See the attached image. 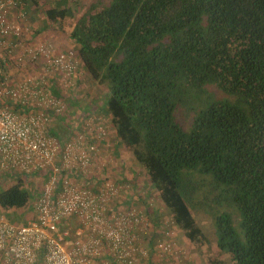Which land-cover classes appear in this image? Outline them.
Returning <instances> with one entry per match:
<instances>
[{"label":"trees","instance_id":"1","mask_svg":"<svg viewBox=\"0 0 264 264\" xmlns=\"http://www.w3.org/2000/svg\"><path fill=\"white\" fill-rule=\"evenodd\" d=\"M56 2L43 11L44 29L74 19L77 2ZM68 42L75 71L104 88L100 112L117 143L187 242L209 244L194 219L201 214L229 259L213 255L208 264H264V0H89ZM30 108L41 113L21 110ZM91 131L102 140L101 128ZM96 183L92 194L107 193L105 213L130 211V201L107 210L121 183L109 194L106 180ZM29 200L19 177L0 190L4 214Z\"/></svg>","mask_w":264,"mask_h":264},{"label":"built area","instance_id":"2","mask_svg":"<svg viewBox=\"0 0 264 264\" xmlns=\"http://www.w3.org/2000/svg\"><path fill=\"white\" fill-rule=\"evenodd\" d=\"M25 1H0V48L7 59L20 46L10 39L21 34L10 13ZM19 15L23 19L25 12ZM24 54L31 62L47 59L50 68L64 73L63 78L72 73L71 52L53 54L41 45L26 47ZM10 104L20 110H50L54 116L62 112L59 101L46 93L35 76L14 86L0 83V190L12 177L47 175L32 220L18 225L0 210V264H136L138 249L129 231L137 223L133 211L107 219L103 206L107 193L101 191L96 196L72 181L85 174L93 147L84 143L82 135L68 141L47 134L46 116L22 114ZM106 189L109 194L113 188L106 183ZM74 218L80 228L72 234L66 222Z\"/></svg>","mask_w":264,"mask_h":264},{"label":"rangeland","instance_id":"3","mask_svg":"<svg viewBox=\"0 0 264 264\" xmlns=\"http://www.w3.org/2000/svg\"><path fill=\"white\" fill-rule=\"evenodd\" d=\"M70 1L77 2L73 8L74 19H78L85 14L89 6V0ZM35 2L39 5V8L41 7L42 12L51 4V0H36ZM74 19L66 21L61 28L49 29L53 38H51V41L54 44L56 43L55 46L58 49L57 51L49 46L53 54L73 53L67 43L68 33ZM24 20H26V17ZM24 23H20L21 33L31 36L33 32ZM47 40L43 38L41 44L36 45L18 43L20 46L12 50V53L13 51L14 53L11 54V59H8V66H5L7 69L4 71H7L8 74L7 86H14L30 76H35L41 80L46 92L50 93L48 95L59 99L64 112L58 116H46L48 118V122H46L47 134L54 133L52 129L58 119L67 118L73 124L79 123L77 129L69 133V136H65L66 129H64L62 132L64 139L71 140L78 135L86 136L85 140L88 144L94 145L95 152L90 157L85 174L77 175L72 181L79 185H85L90 190H93V185L99 179L106 180L108 184L121 183L120 187L123 186V189L118 191L115 203L122 202L121 206L127 209L124 202L128 203L130 201L131 205L128 208L131 212L133 211L134 216L137 218V223L132 227L134 228L136 248L138 249L136 264H208L207 258L213 255H217V257H221L226 263H229L226 255H219L214 244L212 227L206 217L201 214L194 215L196 223L209 243L201 248L190 245L183 233L178 231L172 224L168 212L163 208L155 190L148 183L144 171L133 160L129 151L117 143L108 116L103 111L100 112L104 99V88L90 82L83 71H75V65L71 75L63 78L64 73L50 68L47 59L42 58L33 62L28 60L24 54V49L26 47L45 46L42 42H47ZM3 58L7 59V56ZM0 70H2L1 67ZM41 113L44 114L45 111H41ZM92 127L101 128L102 140L97 141L94 136L92 137ZM90 135L93 140H88ZM69 176L71 175L69 174ZM46 177L45 173L37 176H24L22 178L23 186L30 193L29 206L17 212H5L6 217L14 220L18 225L32 220L35 216L34 204L46 181ZM95 188L97 189V186ZM112 207L113 205H108L107 210ZM130 211L128 210V212ZM116 214L114 212L110 213V211L104 213L107 219H111ZM66 227L71 228L72 234L80 228L78 221L73 219L66 222ZM72 239H74L73 235ZM149 241L151 245L148 246ZM159 244H163L165 247L159 248Z\"/></svg>","mask_w":264,"mask_h":264},{"label":"crops","instance_id":"4","mask_svg":"<svg viewBox=\"0 0 264 264\" xmlns=\"http://www.w3.org/2000/svg\"><path fill=\"white\" fill-rule=\"evenodd\" d=\"M35 1L36 0H29L24 9L13 10L10 13V20H12L13 22H16L19 26L21 25L20 23L23 24V22H25L24 25H28L29 29L33 32V34L31 36H28L27 34L21 33L17 38H11L10 42L11 41L15 42V44L21 42L23 44L28 43V44L36 45V44H41V40H43V38H45L46 40L47 39H49V40H47V42H42V43L45 46H48V47L50 46V47L56 49V46H55L56 43L54 44V42L51 41L53 39L51 37V33L49 32V29H51V27L48 29L47 28L48 26H47L46 27L47 29H44L45 19L43 17V12H42L41 7L39 8V5H37ZM56 1L57 0H51L50 6L46 7V9L54 7L57 3ZM20 11L25 12V16L23 19L19 15ZM26 14H27V16H26ZM25 17H26V20H24ZM30 22H31V24L29 25ZM67 45H69V42L67 43ZM56 50L58 51V49H56ZM13 53H14V51H13ZM8 59H11V58H8ZM8 59L3 58L2 53L0 52V67L2 69V70H0V83H4L5 86L8 85L7 84V80H8L7 75L8 74H7V71H4L5 69H7L6 67L8 65L5 67V62L8 63ZM10 107L17 109L12 104H10ZM18 111L21 112V110H18ZM22 112H24V113H22ZM22 112H21L22 114H25L27 111L25 112L22 110ZM33 112H34V109L30 108L27 113L30 114ZM55 123L56 124H54L55 127L53 126L52 132H54L56 134V136L61 137L63 139H64V137L62 135L63 134L62 132L64 131V129H66V135L65 136H69L70 135L69 133H72L74 130H76L77 125H79L78 122H77V124L76 123L73 124L71 121H68L67 118H62L60 120L58 119L55 121ZM81 125L83 126V124H81ZM41 175H43V174H41ZM117 204H118V202H117ZM112 205H113V207H115L116 203H113Z\"/></svg>","mask_w":264,"mask_h":264}]
</instances>
